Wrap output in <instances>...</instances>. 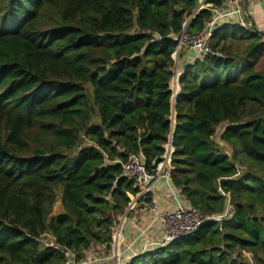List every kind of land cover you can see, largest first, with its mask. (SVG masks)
I'll return each mask as SVG.
<instances>
[{"label": "trees", "instance_id": "obj_1", "mask_svg": "<svg viewBox=\"0 0 264 264\" xmlns=\"http://www.w3.org/2000/svg\"><path fill=\"white\" fill-rule=\"evenodd\" d=\"M201 1L0 0V264H67L58 247L77 260L111 251L140 192L122 165L139 153L154 173L166 152L173 55ZM211 16L203 8L186 32ZM236 39L249 40L241 53ZM210 46L179 76L170 180L202 215L229 213L221 231L210 222L123 264H264V40L228 23Z\"/></svg>", "mask_w": 264, "mask_h": 264}, {"label": "built area", "instance_id": "obj_2", "mask_svg": "<svg viewBox=\"0 0 264 264\" xmlns=\"http://www.w3.org/2000/svg\"><path fill=\"white\" fill-rule=\"evenodd\" d=\"M243 1L244 0H226L224 4L218 8H212L211 4H203L202 9L211 8V18L205 22L202 30L196 33H187L186 30L183 33L181 32L177 38V47L181 49V47L184 46L185 48L193 51L195 53L193 60L212 54L213 52L210 46V39L213 31L217 27L218 22L221 20L234 22L245 30L254 32V30H252L249 25L244 23L242 19L240 4ZM167 153L168 152L166 148V152L162 156L161 161L157 164L155 160L153 161V164H156V170L154 173H151L147 170L144 163V158L139 153L130 155L129 159L122 165V175L129 180H134L137 187H142V190L138 194L139 196L149 192L152 184L159 178L170 179L172 151L169 152L170 156H167ZM150 208L153 212H156L155 200H150ZM228 208L229 207H227L225 212L222 214L204 216L190 206L185 207L181 204H178L174 211L158 213L157 218L162 226L161 236L154 241H150L144 251L152 250L154 248H162L175 240L191 236L195 234L202 226L210 222L217 224L219 230L221 231L222 222L229 213ZM39 241L47 247H56L55 239L49 234H43ZM58 250L60 254L67 260V264H104L105 262V258L94 255L86 256L81 260H77L76 254L72 250L61 247H58ZM244 255L248 260H250L251 256L249 254ZM118 256V252L112 256L111 259L113 262H115L114 264H120ZM232 259L240 263V261L235 256H232Z\"/></svg>", "mask_w": 264, "mask_h": 264}, {"label": "crops", "instance_id": "obj_3", "mask_svg": "<svg viewBox=\"0 0 264 264\" xmlns=\"http://www.w3.org/2000/svg\"><path fill=\"white\" fill-rule=\"evenodd\" d=\"M240 7L244 23L249 25L254 32L262 36L264 40V0H244L240 4ZM228 23L235 24L234 22L221 20L218 22L216 28ZM194 56L195 53L188 48L183 50L180 59L178 55L177 68L179 73H182L184 66L188 62L189 64L192 62ZM175 86L179 89V84ZM134 187H137V185L134 184ZM138 188L140 191L142 190V187L138 186ZM138 194L136 195V198L138 197L137 200L132 195H128L130 203L132 202L133 206L122 225L120 237L115 238V231L112 235L111 251L105 250V252H111L112 256L117 251L119 253L118 259L120 264L126 263L135 255L142 253L150 241H154L161 236L162 226L157 218L158 213L174 211L178 204L189 207V204L181 194V188L173 185L170 179L159 178L152 184L149 192L143 194L141 197ZM146 194L149 196V201H142V197ZM150 200L156 201V212H153L150 208ZM62 212L63 208L61 212L55 215L61 214ZM92 248L98 250V252L92 254ZM102 249L104 250L102 245H95L90 248V253L86 254V256L94 255L101 257ZM106 260L105 258L104 264H106Z\"/></svg>", "mask_w": 264, "mask_h": 264}, {"label": "water", "instance_id": "obj_4", "mask_svg": "<svg viewBox=\"0 0 264 264\" xmlns=\"http://www.w3.org/2000/svg\"><path fill=\"white\" fill-rule=\"evenodd\" d=\"M205 0H202V2L198 5V7L192 12V15L191 17L188 19V21L185 23L184 25V28L182 30V33L186 30L188 24L190 23V21L194 18V16L200 11L202 10V6L204 4ZM179 47H177L175 53H174V61H175V64H174V75H173V78L171 80V83H170V89L172 91V98H171V121H172V129H171V134H170V139H169V142L166 146L167 148V156H170L169 152L172 151L173 153V146H172V136H173V132H174V127H175V103H176V95L178 94L179 90H176V86H173L172 83L173 81H175V84H177L178 86V80H179V76L181 73L178 72V66H177V63H178V55H179ZM141 197V196H139ZM138 199V197L136 198V200ZM135 200V201H136ZM133 206V203H129L127 209L125 210V212L123 213V216L121 217V220L119 222V226L117 228V231L115 233V238H119L120 237V232H121V228H122V225L126 219V216L127 214L129 213L131 207ZM116 241V240H115ZM116 247V246H115ZM117 249V248H116ZM117 253V251H116Z\"/></svg>", "mask_w": 264, "mask_h": 264}, {"label": "rangeland", "instance_id": "obj_5", "mask_svg": "<svg viewBox=\"0 0 264 264\" xmlns=\"http://www.w3.org/2000/svg\"><path fill=\"white\" fill-rule=\"evenodd\" d=\"M238 36H240L241 34L240 33H238V31L237 32H235ZM249 43V40H242V39H240V40H238V39H236V41H233L232 42V49L235 51V52H237V53H241L242 51H243V49L245 48V46L247 45ZM262 69H264V56L259 60V62H258V65H257V70H262ZM179 71V70H178ZM173 83H174V86L176 85L175 84V81H173ZM173 83H172V85H173ZM176 88V87H175ZM176 90H177V88H176ZM222 129L223 128H218V130H217V135H216V137L214 138L216 141H219L218 140V136H219V134L221 133V131H222ZM222 144V146H223V148H224V150L227 152V153H231V149L227 146V145H225V144H223V143H221ZM134 199L136 198V196H132ZM133 200V199H132ZM62 206H61V202H60V199H58L57 200V202H56V204H55V207H54V209H53V215H55V214H57V213H59V212H61L62 211V208H61ZM123 216V214L122 215H120V216H118V218H117V221H116V224H115V228H114V233H115V231H117V228H118V226H119V222H120V220H121V217ZM113 233V234H114ZM44 240V239H43ZM47 240V239H46ZM94 247V246H93ZM96 252H98V250H95L94 248H92V250H91V253L92 254H94V253H96ZM88 253H90L89 251L88 252H84L83 253V256L82 257H85L86 256V254H88ZM109 255V256H108ZM102 256H104L107 260H106V264H113V260L111 259L112 258V253L110 252V253H108V252H105V250H103L102 249ZM101 256V257H102ZM104 257H102V258H104Z\"/></svg>", "mask_w": 264, "mask_h": 264}]
</instances>
